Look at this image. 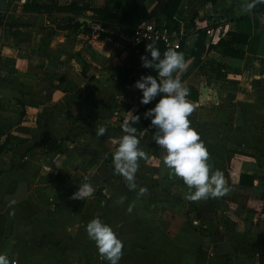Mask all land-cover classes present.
I'll list each match as a JSON object with an SVG mask.
<instances>
[{
	"label": "crops",
	"instance_id": "0c3cea01",
	"mask_svg": "<svg viewBox=\"0 0 264 264\" xmlns=\"http://www.w3.org/2000/svg\"><path fill=\"white\" fill-rule=\"evenodd\" d=\"M157 1H142L135 10L138 24L147 19L165 24L162 12L150 13ZM249 2L179 0L169 22L183 32L177 51L183 53L187 64L185 71L178 70L173 77L180 79L182 87H189V92L196 91L194 99L186 98L194 106L189 117L191 128L201 121L198 106L212 109L208 117L204 111L200 113L208 118L204 126L211 127L213 137L209 139L212 150L208 151V163L211 171L223 173L227 193L220 198L190 202L182 179L169 178L163 157L155 153L157 156L149 163V148L141 147L146 157L140 166L142 171L147 168L151 172V179L135 176V189L130 190L117 174L102 180L93 174L81 176L80 186H103L99 212L110 215L108 225L123 242L119 264H264V8H260L264 3L256 4L249 13L242 12V5ZM117 4L116 0H0V144L5 135L13 136L0 150V162L3 157L17 154L25 159L20 167L14 165V160L8 161L10 171H0V182L9 181L12 192L21 191L27 175L33 179L53 166L66 165V160L58 157L67 155L65 151L72 148H67L69 144L63 142L62 136L80 134L93 124L99 126L105 115L110 116V108L103 104L111 102V94L117 103H123L127 99L125 92L136 89L134 84L141 76L150 75L140 60L139 70L131 71L135 80H118L122 69L132 64L138 47L133 43L121 47L117 42L126 40L131 26L104 27L116 36L115 40L81 30L84 24L93 22L91 8L111 10V5ZM204 23L211 27V35L205 33L201 26ZM231 32L235 40H230ZM199 33L202 40L195 53ZM223 40H230V47L239 53L224 52L220 45ZM142 46L141 56L149 55L145 50L148 44ZM153 77L160 79L157 73ZM158 99L146 104L143 113ZM136 105L125 112L114 108L112 114L122 116L124 124ZM150 124L149 118L139 138L154 132ZM43 135L58 138L60 151H27ZM111 141L114 151L115 139L111 137ZM51 154L59 162L48 161ZM77 161L70 157L67 163L75 167ZM95 164L91 160L88 167ZM2 175H8L10 180ZM48 176L46 183H51ZM7 185L0 187V196ZM165 187L170 189L167 195L162 191ZM140 188L147 189L146 193L138 195ZM20 193L16 197L28 191ZM121 197L123 202H119ZM84 199L89 205L95 201L94 193ZM27 230L34 233L39 228L29 226ZM76 234L72 241L87 245L81 264H108L99 259L85 227ZM48 250L47 260H51V249ZM16 259L19 264H32Z\"/></svg>",
	"mask_w": 264,
	"mask_h": 264
},
{
	"label": "rangeland",
	"instance_id": "374dc122",
	"mask_svg": "<svg viewBox=\"0 0 264 264\" xmlns=\"http://www.w3.org/2000/svg\"><path fill=\"white\" fill-rule=\"evenodd\" d=\"M125 94L127 99L123 103H117L114 95L111 94V102L103 104L104 107L110 108L111 117L112 115L117 117L110 119V116L106 117L105 115L104 119L99 121V126L93 124V126L82 130L80 134L70 132L62 136L65 137L63 142L69 144L67 148H72L69 151H65L67 155L58 157L59 160L62 158L61 161L66 160V165L64 163L53 166L51 171L41 172L40 176L33 179L32 175H27L25 178L27 182L22 183L19 190L22 193L26 190L28 194L25 193L21 197H16V195L21 193L18 190L15 193L12 192V184L9 181L8 183L0 182V187L2 188V184H8L6 187L7 192L5 191V194L0 196V237L3 239V242H0V252L6 255L8 259L10 257L21 258L23 261L32 264H81L84 246L86 247L87 245H83V241L77 242L79 245L75 242L77 240L72 241L74 236L77 235L78 229L85 227L93 218H99L103 223L107 224V221L110 223L111 220H107L110 215L105 214L103 211L99 212L102 204L99 200H103L102 185L93 187L95 201L90 202L89 205L86 203V199L80 201L70 197L80 187L79 181L83 180L81 176L93 174L94 176L98 175L99 179L102 180L107 176L111 177V174H115L111 158L118 147L117 141L125 133L122 130L123 117H118V114H112V112L114 108H116L117 112H125V109L129 106H135L140 102L142 97V92L139 89H128ZM197 108L200 110L198 116L201 121L192 129L199 134L207 151H210L212 150V143L209 139L213 138L209 131L211 127L204 126L208 118L203 117L204 114L201 115L200 113L204 111L208 117L212 109L206 106H198ZM102 126L106 128V133L102 137H97L95 130ZM154 133L155 129L150 134L147 132L148 135H144L143 138H139V135L137 137L140 140L139 147L142 150L149 148L150 156H147L149 163L153 162L152 158H155V156L158 155V158H162L165 155L164 150L155 144L153 140ZM111 137L115 139V145L112 147L116 148L114 151L110 147L112 143ZM32 150H37V148ZM209 154L211 153L209 152ZM50 156L52 157L47 158L48 161H58L54 157L55 154ZM70 157L78 160L75 167L67 163ZM3 159V162H0V171L2 172L10 171L11 165H9L8 161L14 160V165L20 167L24 163L22 160H25L22 154H17L15 157L13 155L12 157L6 156ZM91 160L96 161V164L93 167H88ZM141 163L143 164V161L140 160L139 165ZM141 166H139L135 176L142 175L145 179L150 178L151 172L147 171V168L142 171ZM47 174L51 176V183H46ZM2 176L9 179L8 175ZM84 180L88 179L84 178ZM152 184L154 185V183ZM25 185L26 189H24ZM162 191L167 195V191L169 192L170 189L165 187ZM107 201H109L108 198L106 204L108 203ZM87 206H90L89 209L85 208ZM29 226L39 228L37 230L38 233L27 230ZM48 249H51V260H47Z\"/></svg>",
	"mask_w": 264,
	"mask_h": 264
},
{
	"label": "clouds",
	"instance_id": "9594fccd",
	"mask_svg": "<svg viewBox=\"0 0 264 264\" xmlns=\"http://www.w3.org/2000/svg\"><path fill=\"white\" fill-rule=\"evenodd\" d=\"M258 3H264V0H251L242 5L241 10L249 13ZM145 50L149 55L140 57L141 66L154 69L160 79L152 75L141 76L134 87L142 92L141 104H149L159 97L155 106L144 113V117L150 118V127L155 128L153 140L165 152L162 163L169 170V178L182 179L188 189L186 198L190 202L224 196L228 191L224 175L219 170L211 171L208 163L210 154L199 134L190 127L189 117L194 106L186 99L189 90L182 87L179 78L173 77L174 72H183L187 68L183 53L168 48L161 56L160 50L154 45H148ZM128 113L131 118L122 125L125 134L117 141L118 147L112 160L115 174L121 176L132 190L137 187L135 174L140 166L139 161L146 157V153L139 148L137 130L131 126L137 124L140 117ZM105 133L106 128L103 126L95 130L97 137H102ZM146 191L147 189L140 188L138 195H143ZM93 193L91 184L85 183L70 198L81 201ZM123 199L121 197L119 202H123ZM127 211H132L131 205ZM85 231L88 239L95 242L99 259L108 264H119L124 245L108 224L99 218H93L85 225ZM0 264H10L6 255L0 254Z\"/></svg>",
	"mask_w": 264,
	"mask_h": 264
},
{
	"label": "trees",
	"instance_id": "16d2710c",
	"mask_svg": "<svg viewBox=\"0 0 264 264\" xmlns=\"http://www.w3.org/2000/svg\"><path fill=\"white\" fill-rule=\"evenodd\" d=\"M118 2L117 5H111V10L108 7H94L91 8L92 10V21L96 23H100L103 27L107 26H115L117 28L124 27V26H134L138 24L139 19L135 13V10L141 5L143 0H116ZM179 0H158L154 6L151 8L150 13H156V11L162 12L165 15V25L168 26L169 22L172 21V14L175 12L177 7V3ZM119 5V9H118ZM260 8H264V4ZM254 10V8H253ZM76 25L78 23L76 22ZM83 32L89 33L90 28L84 24L81 28ZM200 34V33H199ZM98 37L107 36L112 38L113 40L116 39V36L106 30L99 31L97 34ZM234 33H230V40H235ZM202 40V34H200L194 44L193 51L198 53L196 47L200 46ZM230 40H223L221 41L220 45L224 47V52L226 53H239V51L232 49L230 47ZM244 41V39L242 40ZM148 45H154L158 48L161 52V56H163V52L168 48L164 46L160 41L150 42ZM142 44L138 45L135 55L130 66H125L122 71L120 72L121 76H119V81L123 82H130L135 80V76L131 75L132 70H139V62L142 52ZM177 50V48H172ZM145 72L149 73L152 76L156 75V71L154 69H146ZM189 90V87H186ZM191 99L196 97V91L189 92L188 95ZM146 105L139 103L136 107L131 111L133 115H138L140 117L139 122L137 124H132V127L136 128V135L146 126L149 122V118L144 117V110ZM130 113L126 119V121L130 120ZM13 136L7 134L4 136L2 144H0V150L5 145L6 142L10 141ZM37 148L39 153H47V152H59L60 151V141L58 138L51 137V136H41L37 140H35L32 146L27 149V151L32 152V149Z\"/></svg>",
	"mask_w": 264,
	"mask_h": 264
},
{
	"label": "built area",
	"instance_id": "2783aa9c",
	"mask_svg": "<svg viewBox=\"0 0 264 264\" xmlns=\"http://www.w3.org/2000/svg\"><path fill=\"white\" fill-rule=\"evenodd\" d=\"M90 28L89 34L91 36H97L99 31H103L104 27L100 23L91 22L88 24ZM207 23H204V31L207 35L212 34V29L209 26H206ZM200 26V25H195ZM183 32L180 29H177L173 24L166 26L165 24H156L152 19H147L140 22L137 25L131 26L128 29L127 38L121 39L119 46L124 47L127 44H149L150 42L160 41L164 46H169L172 48H179L180 37ZM10 264H19L18 259L11 258Z\"/></svg>",
	"mask_w": 264,
	"mask_h": 264
},
{
	"label": "water",
	"instance_id": "95a60500",
	"mask_svg": "<svg viewBox=\"0 0 264 264\" xmlns=\"http://www.w3.org/2000/svg\"><path fill=\"white\" fill-rule=\"evenodd\" d=\"M81 21L83 20V21H85V22H91V20L89 19V18H86V19H80Z\"/></svg>",
	"mask_w": 264,
	"mask_h": 264
}]
</instances>
